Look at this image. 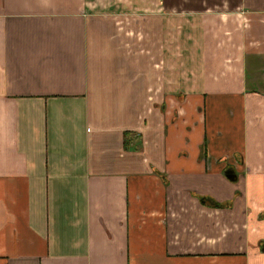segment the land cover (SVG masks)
<instances>
[{"label":"crops","instance_id":"obj_1","mask_svg":"<svg viewBox=\"0 0 264 264\" xmlns=\"http://www.w3.org/2000/svg\"><path fill=\"white\" fill-rule=\"evenodd\" d=\"M0 264H264V0H0Z\"/></svg>","mask_w":264,"mask_h":264},{"label":"trees","instance_id":"obj_2","mask_svg":"<svg viewBox=\"0 0 264 264\" xmlns=\"http://www.w3.org/2000/svg\"><path fill=\"white\" fill-rule=\"evenodd\" d=\"M131 136H139V134L135 133V132H131V131H125L124 132V148L125 150H129L131 148L130 143H131ZM134 137V138H135ZM202 200L207 201L208 204L210 205H214V206H219V204L215 203L213 200L208 199V197H202Z\"/></svg>","mask_w":264,"mask_h":264},{"label":"rangeland","instance_id":"obj_3","mask_svg":"<svg viewBox=\"0 0 264 264\" xmlns=\"http://www.w3.org/2000/svg\"><path fill=\"white\" fill-rule=\"evenodd\" d=\"M176 51H177L176 56H179V55H182L183 56L182 53L184 52V45H176ZM178 68H182V67H178Z\"/></svg>","mask_w":264,"mask_h":264},{"label":"water","instance_id":"obj_4","mask_svg":"<svg viewBox=\"0 0 264 264\" xmlns=\"http://www.w3.org/2000/svg\"><path fill=\"white\" fill-rule=\"evenodd\" d=\"M230 176V175H229Z\"/></svg>","mask_w":264,"mask_h":264}]
</instances>
